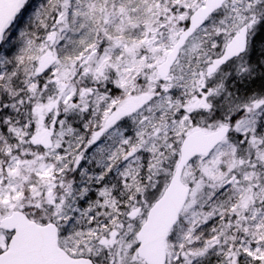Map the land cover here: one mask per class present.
<instances>
[{"label":"snow or ice","instance_id":"6c2138e0","mask_svg":"<svg viewBox=\"0 0 264 264\" xmlns=\"http://www.w3.org/2000/svg\"><path fill=\"white\" fill-rule=\"evenodd\" d=\"M0 264H264V0H0Z\"/></svg>","mask_w":264,"mask_h":264}]
</instances>
